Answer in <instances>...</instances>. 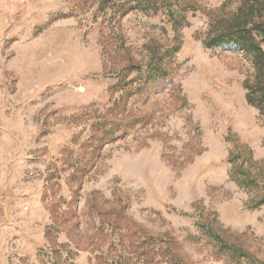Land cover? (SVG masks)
I'll use <instances>...</instances> for the list:
<instances>
[{
  "label": "rangeland",
  "instance_id": "374dc122",
  "mask_svg": "<svg viewBox=\"0 0 264 264\" xmlns=\"http://www.w3.org/2000/svg\"><path fill=\"white\" fill-rule=\"evenodd\" d=\"M240 1L0 0V264H264Z\"/></svg>",
  "mask_w": 264,
  "mask_h": 264
},
{
  "label": "trees",
  "instance_id": "16d2710c",
  "mask_svg": "<svg viewBox=\"0 0 264 264\" xmlns=\"http://www.w3.org/2000/svg\"><path fill=\"white\" fill-rule=\"evenodd\" d=\"M236 9L233 19H229L230 13H228V18L221 21L219 28L214 27L210 30L209 39L205 45L208 48L231 46L251 58L256 69L254 90L264 105V50L261 48L262 45L264 46V0H241ZM255 36L262 37V40L259 43L256 42ZM151 77L156 76H147L145 84ZM105 135L109 136L110 133H104L103 136ZM259 202L264 205V197ZM221 233L225 232L221 231ZM211 234L208 233L214 241L220 242V245L223 244L227 254L238 259L249 258L245 248L223 240L217 232Z\"/></svg>",
  "mask_w": 264,
  "mask_h": 264
}]
</instances>
